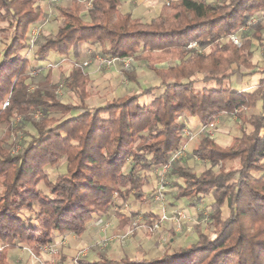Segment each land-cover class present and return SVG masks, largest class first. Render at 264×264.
Masks as SVG:
<instances>
[{
    "label": "trees",
    "instance_id": "trees-1",
    "mask_svg": "<svg viewBox=\"0 0 264 264\" xmlns=\"http://www.w3.org/2000/svg\"><path fill=\"white\" fill-rule=\"evenodd\" d=\"M80 1L56 8L62 22L37 44L32 63L21 52L30 49V26L44 18L38 0H0V125L20 117L35 132L15 154L0 139V264H8L10 250L26 246L39 255L37 248L55 244L57 236L81 237L110 211L128 224L121 210L141 198L149 175L183 145L178 120L197 118L207 129L222 115L239 120L240 136L222 147L204 134L192 155L210 167L197 174L171 166L168 173L175 176L173 199L208 200L210 233L196 224L193 241L159 256L77 264H264V67L252 65L249 41L239 48L230 39L221 43L264 9V0H172L148 21L122 13L120 0H91L85 21ZM83 43L100 45L104 58H134L158 83L92 107L86 103L90 79L79 64L64 82L78 105L60 101L50 69L35 85L28 82V71L50 52L78 59ZM242 68L258 74L256 85L223 88L247 74ZM124 76L136 82L134 72ZM144 97L150 101L141 103ZM62 158L64 169L50 180L43 168Z\"/></svg>",
    "mask_w": 264,
    "mask_h": 264
},
{
    "label": "rangeland",
    "instance_id": "rangeland-1",
    "mask_svg": "<svg viewBox=\"0 0 264 264\" xmlns=\"http://www.w3.org/2000/svg\"><path fill=\"white\" fill-rule=\"evenodd\" d=\"M71 1L58 0L51 2V0H38V4L36 5L43 6L45 12H43L44 18L32 24L29 28V32L34 28H38L40 31L36 38L35 46L21 52L28 61L34 63L36 46L42 42L44 37L56 34L57 28L62 22L56 8L67 7ZM170 1L172 0H120L121 12L130 13L134 18L148 21L150 18L160 14L163 11V7L167 6ZM202 1L215 3L221 0ZM79 3L81 6V16L86 21L87 18L85 16L87 15V11L92 7L91 0H83ZM259 22H263L261 27ZM0 27H3V24H0ZM258 27L261 30H258ZM231 36L223 38L221 43L226 42L228 39L233 42L230 38ZM233 36L237 37L236 41L239 42V44L233 42L237 48L244 41H249L251 50L253 51L252 65H254L255 69L264 67V9L248 15L245 23ZM1 40L2 36L0 35V53L2 52ZM102 49L98 44L83 43L82 55L78 59L72 57V54H69L67 57H59L50 52L43 60L36 62L34 70L28 71L30 73L28 82L35 85L50 69L54 80L59 83L57 95L60 101L65 104L78 105L77 96L66 88L64 82L74 64H79L84 68L90 79L88 86H86L89 95L86 103L92 107L143 88L155 86L158 83L154 73L145 65L136 63L132 57V66L127 70L123 68L121 61H116L114 64H106V59L101 55ZM85 62L88 65L84 67L83 63ZM160 66L165 67L166 64H161ZM241 71L247 74L243 77L237 74L231 80L224 82L222 87L232 90L237 86L247 87L246 89L254 87L259 77L258 74H249V70L246 71L244 68ZM124 72H134L136 74V82L129 81L124 76ZM149 101L150 97L141 99V103H148ZM253 112H257V110L245 111L247 115ZM51 115L57 119L61 117L58 114ZM31 116L33 121L39 119V114L37 113L31 114ZM67 117L65 116L64 119ZM180 119L178 121H182V125L185 123L189 127L191 134L189 136L183 134V151L172 166H182L197 174L204 172L210 167L208 163L192 155V150L197 146L198 141L204 134L210 135L220 146H224L230 141L232 142L235 137L241 134V124L234 116L222 115L213 126L204 130L201 129L202 127L197 118L191 119L182 116ZM246 130H248V126H246ZM30 135H35L33 127L29 123H22L20 117L12 118L9 127L3 124L0 125V139L3 138L7 141L6 148L12 154H15L19 147L26 146L30 140ZM14 144L15 148H13ZM230 165L232 163L228 162L227 167ZM64 166L65 161L62 158L56 164L47 165L43 169L49 179L54 180L57 174L64 169ZM168 173L169 170L163 175H158L157 172L151 173L148 177V183L143 187L141 198L129 202L121 210L123 217H129L128 224H122L120 217L115 214H111L112 217L106 214L108 219L105 220L104 225L94 227L88 231L89 242L86 245H83V237L66 234L63 239L60 238L55 243L57 253L54 255H50V253L43 251L41 248H37L40 251L39 255H43L38 259L39 255L34 254L28 247L23 246L27 250L25 253L28 257L20 255L18 257L19 261L14 264H63L65 261V264H77L80 261L98 260L101 256L115 259L123 253H127L132 258H142L147 255L159 254L167 247L176 248L181 242L184 244L186 241H193L197 236L194 227L196 224L201 231L206 234L210 233L212 227L208 222L206 207L208 200L205 198L188 200L189 205H192L194 211L188 215V222L186 221L187 223L183 224L180 232H175L173 228L171 229L172 225L169 222L163 223L161 233H156L150 229L153 219H159L162 208L165 209L169 217L173 218L174 216L169 212L174 208L171 203L175 201L173 197L177 192L173 186L175 176ZM37 187L41 191L46 192V188L42 183H39ZM158 193H160V198L162 199L160 200L161 203L155 200ZM225 213L226 211L224 210ZM171 237L174 238L175 242L170 245L169 241ZM15 261H17L16 258L11 263L13 264ZM11 263L8 262V264Z\"/></svg>",
    "mask_w": 264,
    "mask_h": 264
},
{
    "label": "built area",
    "instance_id": "built-area-1",
    "mask_svg": "<svg viewBox=\"0 0 264 264\" xmlns=\"http://www.w3.org/2000/svg\"><path fill=\"white\" fill-rule=\"evenodd\" d=\"M55 1H58V0H51V2H55ZM39 31H40V29L34 28L29 32V37L27 39V42H28V45L30 48L35 46L36 38L39 35ZM230 38L233 40V42L235 44H239V42L236 41L237 37L235 38V36L232 35ZM188 47H194L195 48V47H197V45H196V43H191ZM105 59H106L105 60L106 64H114L116 61H121L122 66L125 70L130 68V66H132V63H133V59L131 57L124 58V59H119V58H105ZM87 65H88L87 62L83 63L84 67ZM185 126L186 125L184 123V125L182 126V129H181V133L185 134V136H189L191 134L190 129L188 126H186V127ZM201 129L204 130L205 128L202 127ZM183 137H184V135H183ZM182 149H183V147H181V149L173 152L170 155V158H169L167 165H165L164 167H162L160 170L157 171L158 175H160V174L163 175L164 173H166L171 168L172 164L175 163L176 159L178 157H180V155L183 151ZM155 200L161 203L160 200H162V199L160 198V193H158V195H156ZM172 215H174L173 218L169 217L167 215V213L165 212V209L162 208L161 213L159 214V219L152 224L150 229L154 230L156 233H159L161 231V227L163 226V223L169 222L172 225L171 228H173V230L175 232H180L182 230L183 224L187 220V217L182 210H177L176 212L172 213ZM187 231H189V229H187ZM56 247H57L56 244H53V245H47V246H43V247H39V248H41L45 252L50 253V255H54L55 253H57Z\"/></svg>",
    "mask_w": 264,
    "mask_h": 264
},
{
    "label": "crops",
    "instance_id": "crops-1",
    "mask_svg": "<svg viewBox=\"0 0 264 264\" xmlns=\"http://www.w3.org/2000/svg\"><path fill=\"white\" fill-rule=\"evenodd\" d=\"M38 4V3H37ZM36 7H38V8H40V10H42V12H45L44 11V8H43V6H41V5H36ZM46 7V6H45ZM241 82V81H240ZM247 87H244V86H241V87H239V86H237L236 88H234V90H242V89H246ZM192 119V118H191ZM238 137V136H237ZM231 143V141L230 142H228L226 145H224V146H222V147H225V146H228L229 144ZM175 201L174 202H172L171 203V205L174 207L173 208V210L172 211H170L169 213H174V212H176L177 210H182L183 212H184V214L185 215H187L186 217H187V222H188V215H190V213L191 212H193L194 211V208L192 207V205H189V203H188V200H186V199H178V200H176V199H174ZM189 205V206H188ZM185 206H187V207H185ZM186 211V212H185ZM187 213V214H186ZM111 214H114V212L113 211H110V212H108V214L107 215H109V216H111L112 217V215ZM108 218L106 217V214H103L101 217H97V218H95V220H94V222L93 223H91V225H89L87 228H86V231H85V233L81 236V237H83V240H82V242H83V245H86V243H88L89 242V238H88V231H90L91 229H93L94 227H99V226H102V225H104V222H105V220H107ZM185 221V222H186ZM186 222V223H187ZM172 229V228H171ZM196 234V233H195ZM65 235L66 234H64V235H61V236H57L56 238H55V243L57 242V240H59L60 238L61 239H63L64 237H65ZM70 235H72V234H70ZM175 242V240H174V238H171L170 239V241H169V243H170V245L171 244H173ZM182 245V242H181V244H179L178 246H181ZM177 246V247H178ZM25 251H27L24 247H21V248H17V249H15V250H10V251H8L7 252V262H12V260L14 261L15 260V258H16V260L17 261H15V262H13V264L14 263H16V262H18L19 261V256L21 255V256H24V255H26L27 257H28V255L25 253ZM125 254H127V253H123L122 255H120L118 258H115V259H119V258H122ZM160 254H162V252H160L159 254H155V255H147L146 257H156V256H159ZM128 255V254H127ZM43 255L42 254H40L39 256H38V259L39 258H41ZM48 257V256H47ZM112 258V257H111ZM132 258V257H131ZM143 258V257H142ZM86 261H88V260H86ZM90 261H93V260H90ZM37 263V262H36ZM66 263V261L63 263V264H65ZM12 264V263H11Z\"/></svg>",
    "mask_w": 264,
    "mask_h": 264
}]
</instances>
